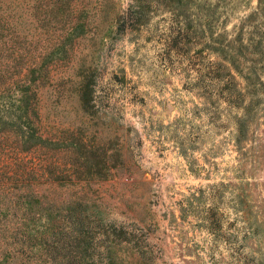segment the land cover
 <instances>
[{
    "label": "rangeland",
    "instance_id": "obj_1",
    "mask_svg": "<svg viewBox=\"0 0 264 264\" xmlns=\"http://www.w3.org/2000/svg\"><path fill=\"white\" fill-rule=\"evenodd\" d=\"M128 2L114 0V9L122 12ZM215 3L198 0L181 14L154 7L135 31L101 17L94 32L78 39L68 68L54 74L59 83V76L67 80L63 95L49 89L42 99L47 123L86 126L97 141L121 146L126 170L87 190L102 220L128 232L123 254L133 247L142 264H264V100L236 145L235 116L242 111L223 102L214 78L220 62L239 88L245 84L221 60L214 38L229 39L258 0H219L217 21ZM80 69L95 82L89 114L76 93ZM46 201L56 200L47 196L28 215L21 205L0 214V230L9 229L15 237L9 241L18 243V263L67 262L55 239L32 238L33 247L26 241L24 231L48 227ZM4 238L1 232V247Z\"/></svg>",
    "mask_w": 264,
    "mask_h": 264
},
{
    "label": "trees",
    "instance_id": "obj_2",
    "mask_svg": "<svg viewBox=\"0 0 264 264\" xmlns=\"http://www.w3.org/2000/svg\"><path fill=\"white\" fill-rule=\"evenodd\" d=\"M197 2L129 0L121 12L114 9V0H0V214L5 210L9 216L21 205L28 215L47 196L56 200L46 201L51 211L47 209L50 219L45 231H24L32 247V238L55 239L56 247L67 250L66 264H142V255L133 247L124 246L123 254V243L132 241L128 232L102 220L90 196L94 193L87 190L88 185L126 170L121 146L112 149L110 140L97 141L96 132L86 126L59 129L47 123L42 99L49 89L63 95L67 80L59 76V83L54 74L68 68L78 39L94 32L101 17H109V23L118 24L120 30L128 25L135 31L144 26L154 7L181 14ZM219 5V0L213 5L214 21L219 18ZM241 21L229 39L221 33L214 38L221 60L245 80L239 88L228 66L218 63L214 78L222 85V100L230 109L242 111L235 116L236 145L245 140L246 124L264 100V0H258L256 9ZM77 75L80 108L89 114L95 82L85 70ZM1 232L6 234V245L0 246V264H29L23 259L17 262L21 252L18 243L9 241L15 238L13 232L7 228ZM52 243L50 247H55Z\"/></svg>",
    "mask_w": 264,
    "mask_h": 264
}]
</instances>
